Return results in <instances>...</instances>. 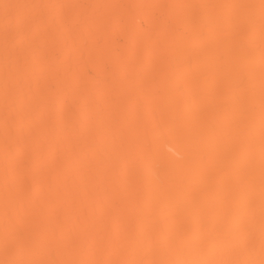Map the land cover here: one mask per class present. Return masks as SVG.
Masks as SVG:
<instances>
[{"label": "bare ground", "instance_id": "obj_1", "mask_svg": "<svg viewBox=\"0 0 264 264\" xmlns=\"http://www.w3.org/2000/svg\"><path fill=\"white\" fill-rule=\"evenodd\" d=\"M0 264H264V0H0Z\"/></svg>", "mask_w": 264, "mask_h": 264}]
</instances>
